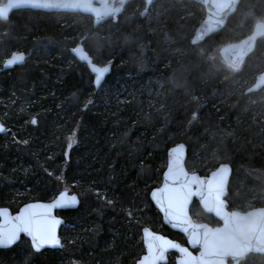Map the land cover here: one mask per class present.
Wrapping results in <instances>:
<instances>
[{"label": "trees", "instance_id": "obj_1", "mask_svg": "<svg viewBox=\"0 0 264 264\" xmlns=\"http://www.w3.org/2000/svg\"><path fill=\"white\" fill-rule=\"evenodd\" d=\"M143 10L144 1L133 0L116 22L95 28L87 15L27 9L0 22V68L12 52L29 55L0 72L1 121L28 138L16 141L7 129L11 143L0 144V207L16 212L27 202L49 201L64 181L76 178L93 177L119 195L108 203L94 186L74 188L78 207L57 212L64 218L60 236L83 225L95 224L96 231L82 229L77 243L40 252L21 237L0 249V264H71L78 256L90 264H134L143 253L138 237L146 225L185 244L162 224L149 200L161 182L167 149L178 143L187 148L189 171L207 175L221 163L231 166L229 209L264 206L263 94L246 91L264 69V36L238 70L210 58L214 47L246 37L254 18L264 21V0H241L224 28L200 44L191 38L204 17L201 5L154 0ZM79 41L94 63L113 64L98 90L71 53ZM68 136L74 143L67 154ZM45 145L52 147V174L41 164ZM13 160L30 167L20 183L9 172ZM9 187L28 189L14 196L6 194ZM123 199L142 209V222L120 209ZM191 214L218 224L196 202ZM167 264H174L173 254ZM243 264H264V255L250 254Z\"/></svg>", "mask_w": 264, "mask_h": 264}, {"label": "water", "instance_id": "obj_2", "mask_svg": "<svg viewBox=\"0 0 264 264\" xmlns=\"http://www.w3.org/2000/svg\"><path fill=\"white\" fill-rule=\"evenodd\" d=\"M133 0H126L119 13L115 15H105L107 11L112 8L120 7V0H65L68 3L79 4L78 8H35L24 6L20 8H13L8 13V18H0V22L7 23L13 11L17 10H33L39 12H57V13H72L83 14L90 16L93 27L103 24L109 19L114 22L117 21L126 5ZM144 10L143 14L151 6L154 0H143ZM201 5L204 9V17L195 28L191 43L200 44L212 34L224 28L228 18L233 15L241 0H187ZM9 0H5L0 8L7 5ZM264 36V21L254 22L251 32L243 39L229 43L219 47L218 53L222 61L227 67L232 70H238L244 63L247 56L254 50L256 40ZM73 57L80 63L84 64L88 72L93 77V87L98 90L105 78L111 73L112 62L107 64H96L92 57L85 50L82 41H79L71 50ZM23 55L22 62H15L11 66L6 64L9 60H14L16 56ZM29 55L24 52H12L2 62L0 72L11 70L14 67L22 65ZM99 76V79H98ZM249 92L261 91L263 94L264 104V69L255 76L254 82L246 90ZM0 135L7 134V127L0 121ZM187 157V148L183 143H178L167 149L166 164L161 176V182L158 186L153 187L149 191V200L154 209L161 217L162 224L168 229L181 234L185 239V244L173 240L168 236L151 230L147 226H143L140 230L141 243L143 253L136 260L135 264H147L152 257L155 260L152 264H167L169 256L174 255V264H191L193 260H199L201 257L209 260L212 264H216L217 258L205 256L204 236L205 233H223L226 229H241L247 230L250 225L257 228V235L259 229L264 228V206L250 208L246 211L237 209H229L226 196L228 193V183L231 176L232 168L228 163H221L216 166L207 175H200L197 172L189 171L185 166ZM221 168H226L227 171L221 173ZM223 177V188L219 191V199L223 204V210L217 215L215 207L211 202L209 187L213 185L214 178ZM195 177V182H193ZM187 184V189L192 192L188 196L187 201L183 203V210L177 214H173L172 210L168 208V196L170 193L180 190L183 185ZM155 193V195H153ZM217 192L213 190L211 196L214 197ZM75 197V202H73ZM60 201V205H57ZM196 202L200 210L206 215H210L218 224L211 225L207 222L196 221L191 215V207ZM79 205V197L74 192L62 190L58 192L49 201H33L27 202L19 207L16 212H11L7 207H0V239H3V234L7 228H11L17 223L16 218L24 214L26 210L43 213L49 220L56 221L54 227V234L59 241L58 245L45 244L39 251H36L32 237L28 233L21 232L17 239L10 246H0V249H6L18 243L21 237L29 240L31 248L34 252H40L45 249H60L62 247L60 238V229L64 224V218L57 214L68 210H74ZM47 209V212L45 211ZM255 213V216L250 214ZM178 216V218H177ZM227 218H231L232 222L229 224ZM199 239L200 243L194 244L193 239ZM167 242V243H165ZM160 244L162 247H156ZM173 245L175 247H173ZM250 254L264 255V243H257L254 238L250 243V251L246 252L242 257H224V264H243L245 258ZM79 264V263H78Z\"/></svg>", "mask_w": 264, "mask_h": 264}, {"label": "snow or ice", "instance_id": "obj_3", "mask_svg": "<svg viewBox=\"0 0 264 264\" xmlns=\"http://www.w3.org/2000/svg\"><path fill=\"white\" fill-rule=\"evenodd\" d=\"M126 0H120V7L110 9L105 15H115L121 11V8L125 4ZM150 2V0H149ZM24 6H30L35 8H78L79 4L68 3L65 0H9L8 4L0 8V18L7 19L8 13L13 8H20ZM23 55H18L14 60H9L6 64L11 66L15 62H22ZM99 79V76H98ZM35 123V121H33ZM3 129L0 128V131ZM221 173L227 171L226 168H221ZM193 177V182H195ZM213 185L209 187V193L211 202L215 207L217 215L223 210V204L219 199V191L223 188V177L214 178ZM187 189V184L183 185L180 190L172 192L168 196V208L172 210L173 214L182 212L183 203L187 201L188 196L192 195V192ZM215 190L217 195L211 196V193ZM155 195V193H153ZM75 202V197L72 198ZM60 201H57V205H60ZM47 212V209L45 210ZM264 214V213H262ZM255 216V213L250 214ZM178 218V216H177ZM17 223L11 228H7L3 234V239H0V246H10L16 239L19 233H28L32 237L33 246L36 251H39L45 244L58 245L59 241L54 234V227L56 221L49 220L43 213H37L26 210L24 214H21L16 218ZM227 222H232L231 218H227ZM256 239L257 243H264V228L259 229V235H257V228L250 225L247 230L241 229H226L223 233H205L204 236V248L205 256L217 258L216 264H224V257H242L246 252L250 251V243L253 239ZM167 243V242H165ZM193 243H200L199 239L194 238ZM156 247H162L157 244ZM173 247H175L173 245ZM155 257H152L147 264H152ZM191 264H212L211 261L201 257L199 260H193Z\"/></svg>", "mask_w": 264, "mask_h": 264}, {"label": "rangeland", "instance_id": "obj_4", "mask_svg": "<svg viewBox=\"0 0 264 264\" xmlns=\"http://www.w3.org/2000/svg\"><path fill=\"white\" fill-rule=\"evenodd\" d=\"M4 1L5 0H0V5L3 4ZM256 21H260V20L257 18H254L253 22H256ZM218 50H219V46L214 47L212 50V53L210 55V58L214 59V60L218 59L219 61H222L220 56H219ZM222 62L225 64L224 61H222ZM0 103H1V100H0ZM1 120L2 119L0 118V121ZM7 129H8V131H10V133L12 132V134L14 136H16L15 137L16 141L28 139L25 136L17 135V132L15 129H11L8 127H7ZM73 139H74V136H68L66 138L65 152H67V154H68L70 148L73 146V143H74ZM0 141H1L0 144H3L4 147H8L9 144L11 143V139H8L7 134L5 136H3ZM8 141H10V143H8ZM54 148H56V146ZM50 149H52L51 146L45 145L44 153H46V151H47L48 154L45 156L44 155L42 156L41 164L47 171H49L52 174L55 170V166L50 165V161L52 158V153H51L52 150H50ZM13 161H15V163L14 162L10 163L11 167L9 168V172L10 173L14 172L15 174H17V177L19 178L18 183H20L21 179H23V177L27 176L30 173V167L27 163L22 162L21 160H13ZM94 181H95V179L93 177H89L87 179L76 178L72 182L64 181L63 184L61 185L62 186L61 189H59L58 192L61 190H68L71 193V192H73L74 188H76L78 191H81L82 186L89 187L91 185V186H94L95 193L98 195H101L103 199L108 201V203H111V202L113 203L114 201H118V199H117V198H119L118 194L114 193L109 188H106L105 184L102 183V181L101 182L98 181V183L96 181L95 182ZM27 189H28V187H26L25 190H20L19 192H15V191H12V190H14V189H12V187H9V191H6V194L7 195L13 194L14 196H19V194L21 192L26 191ZM13 195H11V197H13ZM120 202L124 204V205L120 204V209H124L127 213V216L130 219H133L137 222H142V219H143V216L141 213L142 209L137 204H133V205L125 204V199H123V201L120 200ZM116 208H119V206L117 205ZM104 219H105V217H104ZM109 219H111V217H109ZM146 226L149 227L148 225H146ZM68 228H72V227L68 226ZM86 228L90 231H93V230H95L96 226H95V224H92L91 227L85 226V225L79 226V228L77 230L74 229L72 232L70 231V232L66 233L65 235L60 236L62 247H68V245H70V244L73 245V244H75V242L77 243V241L79 240L78 239V236H79L78 233L82 229L86 230ZM138 240L141 241V234H139ZM78 258H81V259H78ZM78 258L71 259L70 263L71 264H78V263L79 264H90V262L88 260L83 259V256H78Z\"/></svg>", "mask_w": 264, "mask_h": 264}]
</instances>
